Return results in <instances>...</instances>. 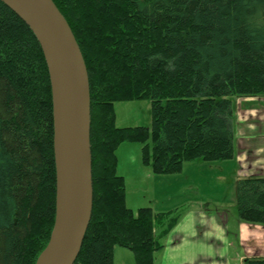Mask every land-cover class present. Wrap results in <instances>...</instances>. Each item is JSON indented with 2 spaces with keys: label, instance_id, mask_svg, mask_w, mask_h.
Listing matches in <instances>:
<instances>
[{
  "label": "trees",
  "instance_id": "trees-1",
  "mask_svg": "<svg viewBox=\"0 0 264 264\" xmlns=\"http://www.w3.org/2000/svg\"><path fill=\"white\" fill-rule=\"evenodd\" d=\"M91 88L92 218L74 264H114L116 246L155 264L171 211L128 207L118 149L142 145L154 174L234 157L232 97L264 96V0H53ZM150 99L152 125L117 126L115 104ZM239 218L264 224V177L236 181ZM56 215L49 68L29 25L0 0V264H35ZM243 264H264L251 256Z\"/></svg>",
  "mask_w": 264,
  "mask_h": 264
},
{
  "label": "water",
  "instance_id": "water-1",
  "mask_svg": "<svg viewBox=\"0 0 264 264\" xmlns=\"http://www.w3.org/2000/svg\"><path fill=\"white\" fill-rule=\"evenodd\" d=\"M37 37L49 68L54 115L56 215L35 264H74L94 203L91 88L80 45L53 0H1Z\"/></svg>",
  "mask_w": 264,
  "mask_h": 264
},
{
  "label": "crops",
  "instance_id": "crops-1",
  "mask_svg": "<svg viewBox=\"0 0 264 264\" xmlns=\"http://www.w3.org/2000/svg\"><path fill=\"white\" fill-rule=\"evenodd\" d=\"M243 100L244 110L237 115L233 113L232 117L234 157L211 164L216 178L234 186L239 178L264 177V129L257 126L264 124V96ZM193 199L202 201L203 205L186 209L170 232L161 238L163 247L156 252L160 254L159 264H233L235 240L242 247V253H236L235 264H243L246 257L264 256V240L261 244L258 241L264 238V224L248 223L236 216L235 230L226 209L206 207L205 198L199 195H193Z\"/></svg>",
  "mask_w": 264,
  "mask_h": 264
},
{
  "label": "rangeland",
  "instance_id": "rangeland-1",
  "mask_svg": "<svg viewBox=\"0 0 264 264\" xmlns=\"http://www.w3.org/2000/svg\"><path fill=\"white\" fill-rule=\"evenodd\" d=\"M232 101L235 115L244 110V104H241L244 101L243 98L233 96ZM151 107L150 99L116 102L117 126L151 127ZM257 126L260 130L264 129L263 123ZM141 147L142 145L138 142H125L117 151L120 160L118 172L125 179L128 207L137 210L140 207L150 206L155 212L158 209L171 211L172 216L179 217L183 215L186 209L203 205L202 201L194 202L193 195H199L201 198H205L206 207L212 210L220 207L226 209L230 224L235 223L234 229H237L236 220L239 215L236 186L232 185L233 183L229 184L226 180L220 181L216 178L211 164L215 165L217 162L187 161L180 172L158 175L154 174L151 168L143 163ZM199 165L203 167L200 168ZM262 240L264 238L258 240L259 244ZM235 246L232 250L233 264L238 261V259H234L238 258L236 253H242V247L237 240H235ZM160 261V254L156 253L155 264H159ZM114 264H136L133 251L127 247L116 246Z\"/></svg>",
  "mask_w": 264,
  "mask_h": 264
}]
</instances>
